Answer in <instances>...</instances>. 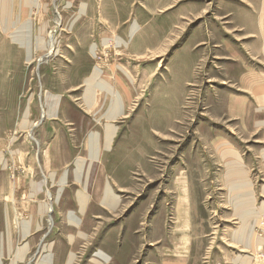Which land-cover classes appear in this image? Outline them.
I'll list each match as a JSON object with an SVG mask.
<instances>
[{
    "label": "rangeland",
    "instance_id": "rangeland-1",
    "mask_svg": "<svg viewBox=\"0 0 264 264\" xmlns=\"http://www.w3.org/2000/svg\"><path fill=\"white\" fill-rule=\"evenodd\" d=\"M262 84L264 0H0V264H264Z\"/></svg>",
    "mask_w": 264,
    "mask_h": 264
},
{
    "label": "crops",
    "instance_id": "crops-1",
    "mask_svg": "<svg viewBox=\"0 0 264 264\" xmlns=\"http://www.w3.org/2000/svg\"><path fill=\"white\" fill-rule=\"evenodd\" d=\"M259 88H260V91L258 92L259 93V96L262 97V99H264V84L260 85ZM90 93L92 94V97H95L93 95L95 93V91H92L91 90ZM260 110H261V113L264 112V105L261 107ZM263 125H264V123H263ZM262 137L264 138V130L262 132ZM233 154H234V152H232V157L234 159V160H232V182H234L236 184L237 183L238 184H242L243 187H244V189L243 188H240V187L237 188V193H236L237 194L236 195L237 197H235V202L237 203V201H239V200L240 201H243V204L242 205L240 203L241 211H242L244 209H248L247 208V204L248 203H251V201H254L253 204H254V208L255 209H254V211L250 215L247 216V218L248 217L250 218V216L251 217L253 216V218L259 217V216L264 217V201L261 202V205L259 207H256L255 206V201H256V190H255V187L252 184V182L248 179V172L245 170V167H244V164H243V160H241V158L239 157V155H238V157H236L237 158L236 159ZM260 156H261V159H262V162H263V172H264V148L261 150ZM244 184H246V186H244ZM248 189H249V191H248ZM259 193L264 198V180H263V184L261 185V187L259 189ZM237 206H238V204H237ZM237 206H234L235 207V211L237 213L236 216H238V210L236 208ZM260 209H261V211H260ZM238 218H239V216H238ZM246 219H245V222H244V225H246V227H244V225L242 224V220L240 219V221H241L240 228H239V230L235 231V233L238 232V231H242L244 228H245V231L243 232L244 233L243 236H245V235L247 236L248 235L247 233L249 231L250 232H253L252 231V229H253L252 226H249V220L246 221ZM246 236H245L244 246L248 247L249 245L247 244V237ZM249 236L251 238H254V236L252 235V233L249 234ZM239 238L236 239V240H239ZM256 238L257 237H255L254 239H256ZM260 239L264 240V238H260ZM242 241L243 240H240V242H242ZM251 242H253V240ZM252 246L255 247V245L253 243H252ZM124 250H126V248H124ZM106 255L109 256V258L107 256H105V255H102V259H103V261L105 263H107L109 259H110V261H109L110 264H112V262H113V264H117L119 262V259L117 261V259H115L114 257H111L109 255V253H107ZM126 256H127V253H126L125 257ZM124 261H126V259Z\"/></svg>",
    "mask_w": 264,
    "mask_h": 264
},
{
    "label": "bare ground",
    "instance_id": "bare-ground-1",
    "mask_svg": "<svg viewBox=\"0 0 264 264\" xmlns=\"http://www.w3.org/2000/svg\"><path fill=\"white\" fill-rule=\"evenodd\" d=\"M90 184H92V181L90 182Z\"/></svg>",
    "mask_w": 264,
    "mask_h": 264
}]
</instances>
